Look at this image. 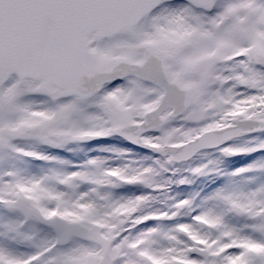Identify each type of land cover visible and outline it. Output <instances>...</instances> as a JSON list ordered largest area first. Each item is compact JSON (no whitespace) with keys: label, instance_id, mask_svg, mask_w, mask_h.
<instances>
[{"label":"snow or ice","instance_id":"6c2138e0","mask_svg":"<svg viewBox=\"0 0 264 264\" xmlns=\"http://www.w3.org/2000/svg\"><path fill=\"white\" fill-rule=\"evenodd\" d=\"M255 133L264 0H0V264H264V180L197 205L154 179L209 150L255 152L229 145ZM114 136L154 155L49 151ZM250 171L264 163L235 175Z\"/></svg>","mask_w":264,"mask_h":264},{"label":"rangeland","instance_id":"374dc122","mask_svg":"<svg viewBox=\"0 0 264 264\" xmlns=\"http://www.w3.org/2000/svg\"><path fill=\"white\" fill-rule=\"evenodd\" d=\"M247 111V109H241V112ZM252 141V140H251ZM263 141V140H262ZM261 142V140H259ZM259 142H257L255 145L252 143L251 145L255 148H259ZM230 146L237 147V148H245L246 145H243V143L235 142L230 143ZM84 151L83 152H77V153H70L64 150H55V149H49V151H52L56 154H59L63 157H66L73 161H83L86 159V154L88 156H107V157H117L120 151L126 152L125 157L116 159L115 162L117 164L119 163H125L129 160H137V161H143L144 157L153 156L154 154L147 148L140 147L137 148L133 146L132 144H129L126 140L119 138L118 136H114L111 138H107L104 141L99 142H93V143H87L83 145ZM106 149H112L113 151H105ZM248 153V152H244ZM245 156L244 154L240 153L239 155H232L231 158H226V156L221 155L219 152L215 151H209L208 155L194 158L192 161L185 163L183 165H178L180 168L179 172L173 173H164L161 177H154V179H158L161 182H166L168 180L173 181V183L169 186L168 190V196L174 197L176 200H183V199H189L192 198L195 200V203L199 205L202 201H204L206 198L212 196L216 191H218L221 188L232 190L234 188H242L244 190H250L257 186L256 183H250V180L252 178L258 176V180H264V173L260 176L258 173L255 175H252L251 173H245L242 178H238V175H235L240 169L242 168H248L246 163V158H243ZM231 160V162H230ZM212 161H218V163H211ZM258 161V164L264 163L263 160L258 157L255 159V162ZM147 164H151L152 161H146ZM257 164V165H258ZM203 165H207V168L205 170L209 169V172H213V176L210 177L209 174L204 173L206 176V181L208 184H210V181L215 180L217 177L219 178L220 185L216 187V184H208L201 185L196 181L197 185L195 184V181L193 176L194 172L190 171V169H194L197 167H201ZM248 165H251L248 163ZM219 168V169H217ZM213 169V170H212ZM118 174V173H117ZM230 176V177H229ZM180 179H187L189 183L187 184H178L176 181H179ZM230 181V183H229ZM181 186H185L184 188H181ZM207 190L205 194L200 196L198 200H196L197 194H199L201 191ZM147 189H145L141 185H125L123 187L115 189L116 195H139L144 192H146ZM172 200H168L167 204L172 203ZM167 204L165 203H156L154 205L155 208L164 209L166 210ZM140 202H134L129 205L121 206L119 209H117V213L119 215H131L133 212L139 208ZM186 219L182 218L178 221H168L166 222V226H171L172 224L183 222V220ZM157 264H169V262L166 259L158 260Z\"/></svg>","mask_w":264,"mask_h":264}]
</instances>
